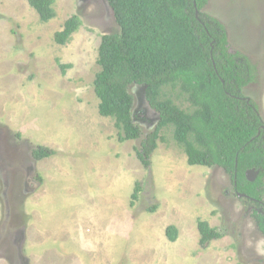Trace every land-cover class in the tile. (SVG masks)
Instances as JSON below:
<instances>
[{"label":"rangeland","instance_id":"374dc122","mask_svg":"<svg viewBox=\"0 0 264 264\" xmlns=\"http://www.w3.org/2000/svg\"><path fill=\"white\" fill-rule=\"evenodd\" d=\"M54 8L42 23L26 0H0V264H264L253 209L224 169L190 166L172 128L146 169L142 140L121 143L115 121L99 114V48L120 32L108 1ZM204 13L225 27L230 54L255 68L244 95L264 124V0H208ZM74 16L79 29L58 45L55 34ZM145 90L130 88L132 114L150 134L159 115ZM39 147L53 156L36 162ZM200 222L223 238L201 246Z\"/></svg>","mask_w":264,"mask_h":264},{"label":"trees","instance_id":"16d2710c","mask_svg":"<svg viewBox=\"0 0 264 264\" xmlns=\"http://www.w3.org/2000/svg\"><path fill=\"white\" fill-rule=\"evenodd\" d=\"M26 1L42 23L56 18V0ZM107 1L120 32L104 36L99 48L94 80L99 114L115 121L121 143L142 140L137 152L146 169L161 131L172 128L190 166L224 169L235 192L249 197L243 202L259 208L252 200H264V124L257 104L244 95L255 68L245 57L230 54L225 27L204 13L208 0ZM80 25L72 17L55 42L67 45ZM133 86L145 87L147 102L159 115L153 133L144 134L134 122ZM167 88L178 89L179 95L168 98ZM178 99L189 108L184 110ZM53 153L39 147L33 158L39 162ZM250 169L260 173L254 182L246 178ZM139 193L137 186L135 202ZM253 217L264 236V208L254 210ZM198 227L203 247L223 238L206 222ZM166 234L175 242L178 230L171 226Z\"/></svg>","mask_w":264,"mask_h":264},{"label":"flooded vegetation","instance_id":"af4514ba","mask_svg":"<svg viewBox=\"0 0 264 264\" xmlns=\"http://www.w3.org/2000/svg\"><path fill=\"white\" fill-rule=\"evenodd\" d=\"M255 170V169H254ZM255 172H256V170H255ZM258 173H259V171H257ZM260 174V173H259ZM259 176V175H258ZM258 176H257V178H258ZM256 178V179H257ZM255 179V180H256ZM254 182V181H253ZM236 195L239 197V193H237L236 192ZM242 200H247V198H249L248 196H246V195H244L243 194V197H240ZM254 203H257L260 207L259 208H256L255 206H250L252 209H253V212H254V210H259V209H262V208H264V200L262 201V202H259V201H257V200H252ZM252 212V213H253Z\"/></svg>","mask_w":264,"mask_h":264},{"label":"water","instance_id":"95a60500","mask_svg":"<svg viewBox=\"0 0 264 264\" xmlns=\"http://www.w3.org/2000/svg\"><path fill=\"white\" fill-rule=\"evenodd\" d=\"M259 175L258 172H255V170H251L249 172H247V178L253 182L255 181V179L257 178V176ZM240 197H243L242 195H239Z\"/></svg>","mask_w":264,"mask_h":264},{"label":"clouds","instance_id":"9594fccd","mask_svg":"<svg viewBox=\"0 0 264 264\" xmlns=\"http://www.w3.org/2000/svg\"><path fill=\"white\" fill-rule=\"evenodd\" d=\"M103 118H105V117H103ZM251 170H254V169H250L249 171H251ZM249 171H247V172H249ZM256 172H257V171H256ZM246 177H247V173H246ZM247 180L250 181L248 178H247ZM250 182H251V181H250ZM239 195H242V194L239 193ZM242 196H243V195H242Z\"/></svg>","mask_w":264,"mask_h":264}]
</instances>
